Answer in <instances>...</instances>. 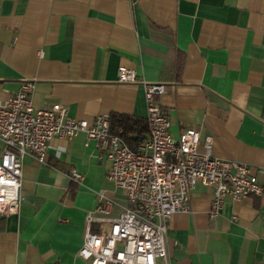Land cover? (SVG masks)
Listing matches in <instances>:
<instances>
[{
    "label": "crops",
    "instance_id": "1",
    "mask_svg": "<svg viewBox=\"0 0 264 264\" xmlns=\"http://www.w3.org/2000/svg\"><path fill=\"white\" fill-rule=\"evenodd\" d=\"M120 70L139 82H118ZM27 80L34 108L60 104L88 122L145 119L141 83H161L171 137H211L212 154L249 165L264 191V0H0V101ZM21 165V203L0 214V264H89L78 256L85 233L108 230L87 220L97 194L126 204L104 151L78 134ZM211 200L195 187L158 263L264 264V192L226 197L214 217Z\"/></svg>",
    "mask_w": 264,
    "mask_h": 264
},
{
    "label": "built area",
    "instance_id": "2",
    "mask_svg": "<svg viewBox=\"0 0 264 264\" xmlns=\"http://www.w3.org/2000/svg\"><path fill=\"white\" fill-rule=\"evenodd\" d=\"M117 81L139 82L131 70H120ZM146 100L147 136L135 149L110 132L109 115L92 122L69 115L53 104L34 108L32 81H22L16 93L0 101V214L16 213L21 203V159L31 156L45 163L50 142L81 134L84 144L93 140L109 162L106 178L125 194V205L97 194L89 222L105 224L106 233L86 232L78 256L89 264H159L167 256L166 240L171 218L189 210L197 185L212 189L211 217L226 197H259L263 187L249 165L212 154V138L185 129L173 138L169 118L156 102L165 91L161 83H141ZM76 182L81 175L71 170ZM118 209V212H114ZM165 264V263H164Z\"/></svg>",
    "mask_w": 264,
    "mask_h": 264
},
{
    "label": "trees",
    "instance_id": "3",
    "mask_svg": "<svg viewBox=\"0 0 264 264\" xmlns=\"http://www.w3.org/2000/svg\"><path fill=\"white\" fill-rule=\"evenodd\" d=\"M109 124L110 132L121 137L132 149H135L147 136V123L142 118L111 114L109 115Z\"/></svg>",
    "mask_w": 264,
    "mask_h": 264
},
{
    "label": "water",
    "instance_id": "4",
    "mask_svg": "<svg viewBox=\"0 0 264 264\" xmlns=\"http://www.w3.org/2000/svg\"><path fill=\"white\" fill-rule=\"evenodd\" d=\"M134 139H136V137H133Z\"/></svg>",
    "mask_w": 264,
    "mask_h": 264
}]
</instances>
